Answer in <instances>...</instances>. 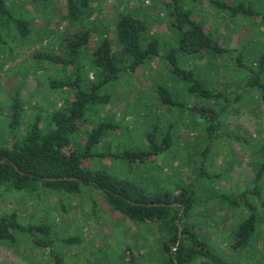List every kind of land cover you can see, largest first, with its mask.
<instances>
[{"label": "rangeland", "instance_id": "rangeland-1", "mask_svg": "<svg viewBox=\"0 0 264 264\" xmlns=\"http://www.w3.org/2000/svg\"><path fill=\"white\" fill-rule=\"evenodd\" d=\"M211 1L188 0V4L192 6L193 18L201 21L206 31L230 52L201 61L198 67L212 87L225 93L231 101L193 99L186 85L171 73L166 61L153 58L135 72H128L106 86L104 91L110 95V102L105 106H91L85 127L96 125L103 118H112L121 124L118 130L108 132L99 146L106 152L117 153L147 147L145 133L152 131L155 125L160 137L172 126L174 149L161 154L154 162L132 167L120 160L95 163L109 167L122 177L143 182L150 193L158 189H174L177 183L194 184L201 202L183 222L194 225L228 264H264V219L259 221V231L250 248L235 252L230 248L232 234L248 211L230 208L217 198L221 192L252 188L261 162L264 99L256 87H245L243 69L237 68L236 57L242 51L246 63H258L264 53V11L263 15L254 18L233 17L215 8ZM225 1L232 3L236 0ZM92 2L96 12L91 22L71 24L62 16L66 12L63 0H50L45 6L33 0H12L15 14L31 21L33 27L28 37L20 36L18 31H2L0 137L7 135L10 120L5 114L17 91L26 104L24 128L38 114L45 117L63 106L69 91L53 87L51 83L68 78L71 69L37 58V55L63 54L68 38L84 27L96 28L97 40L106 29L108 34L113 31L118 13L134 11L147 20L150 33L161 41L164 53L176 48L168 11L161 3L155 0ZM251 5L263 10L262 0H251ZM184 65L195 66L196 62L185 58ZM86 69L84 85L95 77L88 66ZM160 85L167 87L171 97L185 107L162 103L157 93ZM238 94L241 98L235 101ZM203 103L215 106L220 115V139L210 140L204 120L189 109ZM92 166L98 167L94 163ZM203 170L215 173V180L210 182L199 177ZM262 191L264 199V185ZM14 212L23 224L46 223L52 227L55 240L52 249L61 255L63 264H127V246L134 251L137 264H160V228L156 224H137L113 210L98 188L84 187L81 193L73 195L43 188L38 192L1 190L0 218ZM71 237L79 238L80 242L73 245L63 242ZM0 264H54V260L49 250L35 246L26 236H19L14 245L0 243ZM195 264L211 263L198 259Z\"/></svg>", "mask_w": 264, "mask_h": 264}, {"label": "trees", "instance_id": "trees-1", "mask_svg": "<svg viewBox=\"0 0 264 264\" xmlns=\"http://www.w3.org/2000/svg\"><path fill=\"white\" fill-rule=\"evenodd\" d=\"M48 5L50 0H33ZM167 9L172 33L176 36V48L163 52V44L150 33L147 20L140 13L122 11L114 20L113 31L99 35L96 28L84 27L68 38L63 54H43L52 63L71 69L63 81H52L53 87L69 91L63 106L45 117L37 115L25 128L26 104L17 91L11 97V105L5 117L10 120L7 135L0 137V191L16 190L38 192L41 188L60 194L81 193L84 187L102 190L113 210L137 224H156L160 228V264H195L200 259L211 264H228L221 258L211 242L202 236L192 224L184 223L196 205L201 202L194 184L177 183L174 189H158L150 193L143 182L122 177L110 169L100 166L101 160L123 161L129 167L140 163L154 162L158 156L174 149L175 133L172 126L160 137L158 126L145 133L147 147L129 148L122 152H106L100 149L108 132L118 130L121 124L111 118H103L96 125L85 127L91 106H105L110 95L105 88L118 81L124 74L135 72L151 59H164L171 73L180 79L193 99L223 101L230 98L222 91L217 92L199 72L198 63L212 57L229 53L230 50L215 40L201 21L192 16L188 0H155ZM196 1V0H193ZM12 2V0H11ZM9 0H0V44L2 31H18L28 37L33 23L17 16ZM66 12L62 15L69 23L89 24L96 12L92 0H63ZM213 6L223 13L254 18L263 15V10L254 9L251 0H212ZM264 21V15L262 16ZM96 19V18H95ZM95 19H92L93 21ZM8 36L10 35L7 33ZM190 58L195 66L184 65ZM127 61H129L127 63ZM95 77L88 85L83 84L86 67ZM236 66L244 73L246 88L256 87L264 99V53L256 65L244 61L240 51ZM157 93L162 103L170 107H185L173 99L165 86H158ZM241 95L235 97L240 100ZM264 102V100H263ZM204 120L210 140L220 139V115L215 106L207 103L189 108ZM152 129V128H151ZM261 162L257 168L253 187L241 192L218 193L217 198L230 208H240L248 214L237 224L232 234L230 248L235 252L248 250L258 234L259 221L264 219V144L260 147ZM95 161H99L98 165ZM94 163L97 168L92 166ZM213 182L215 173L201 171L199 177ZM135 202L136 204H133ZM261 211L263 212L261 215ZM182 226V231L179 228ZM181 234V236H180ZM19 236L30 238L35 246L49 250L54 264H63L61 255L52 249V227L46 223L23 224L16 212L0 218V243L14 245ZM69 245L80 239H63ZM127 264H137V257L130 246L126 249ZM93 264H102L99 262Z\"/></svg>", "mask_w": 264, "mask_h": 264}, {"label": "water", "instance_id": "water-1", "mask_svg": "<svg viewBox=\"0 0 264 264\" xmlns=\"http://www.w3.org/2000/svg\"><path fill=\"white\" fill-rule=\"evenodd\" d=\"M133 204H136L135 202H132ZM182 226H180V228H179V230H180V232L182 231ZM180 236H181V234H180Z\"/></svg>", "mask_w": 264, "mask_h": 264}]
</instances>
